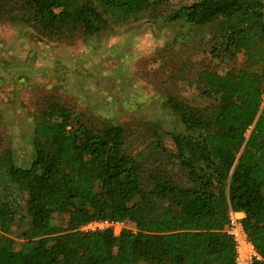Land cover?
<instances>
[{
	"label": "trees",
	"instance_id": "trees-1",
	"mask_svg": "<svg viewBox=\"0 0 264 264\" xmlns=\"http://www.w3.org/2000/svg\"><path fill=\"white\" fill-rule=\"evenodd\" d=\"M166 0H0L11 21L41 32L97 35ZM170 21L215 27L212 56L242 53L247 67L205 72L202 94L215 99L200 111L169 98L183 131L172 133L179 186L155 168L142 182L143 160L123 151L117 126L93 131L60 106L39 117L34 159L27 168L0 158V264H234L224 232L229 211L245 214L244 230L264 264V0H198ZM25 195L23 213L5 194ZM67 215L65 227L53 224ZM26 222L15 250L7 237ZM127 221L134 230L79 231L92 220Z\"/></svg>",
	"mask_w": 264,
	"mask_h": 264
},
{
	"label": "rangeland",
	"instance_id": "rangeland-1",
	"mask_svg": "<svg viewBox=\"0 0 264 264\" xmlns=\"http://www.w3.org/2000/svg\"><path fill=\"white\" fill-rule=\"evenodd\" d=\"M198 0H166L125 23L110 24L97 35L80 28L74 32H41L19 18L11 21L0 11V63L6 68H32L34 72L0 70V158L27 168L34 159L33 130L52 106L68 109L89 129L117 126L124 132L123 151L144 158L142 184L155 168L168 172L179 186L186 175L172 155V133L183 131L168 100L200 111L215 99L202 94L205 72L224 75L247 67L239 53L232 58L212 56L215 27L197 28L172 22L169 16ZM44 70L42 72H35ZM23 213L25 195L5 191ZM27 222V221H26ZM26 222L16 219L7 237L19 249ZM67 215L53 224L65 227ZM129 230H134L129 223Z\"/></svg>",
	"mask_w": 264,
	"mask_h": 264
},
{
	"label": "built area",
	"instance_id": "built-area-1",
	"mask_svg": "<svg viewBox=\"0 0 264 264\" xmlns=\"http://www.w3.org/2000/svg\"><path fill=\"white\" fill-rule=\"evenodd\" d=\"M244 216L240 212L229 211L228 221L223 232L230 237L234 249V264H253L260 260L254 246L249 240L244 227ZM109 230L113 235H119L123 230H129L127 221H114L110 219L92 220L82 225L79 231L93 233Z\"/></svg>",
	"mask_w": 264,
	"mask_h": 264
},
{
	"label": "water",
	"instance_id": "water-1",
	"mask_svg": "<svg viewBox=\"0 0 264 264\" xmlns=\"http://www.w3.org/2000/svg\"><path fill=\"white\" fill-rule=\"evenodd\" d=\"M0 70L6 73H10V72H15V73H19L20 71H29V72H34L32 70V68L28 67V68H23V67H17V68H6L4 67L1 63H0ZM44 70H40V71H35V72H42Z\"/></svg>",
	"mask_w": 264,
	"mask_h": 264
},
{
	"label": "crops",
	"instance_id": "crops-1",
	"mask_svg": "<svg viewBox=\"0 0 264 264\" xmlns=\"http://www.w3.org/2000/svg\"><path fill=\"white\" fill-rule=\"evenodd\" d=\"M240 214H243V216L245 217V214H244V213H241V212H240Z\"/></svg>",
	"mask_w": 264,
	"mask_h": 264
}]
</instances>
